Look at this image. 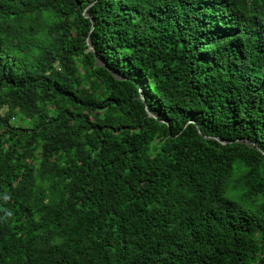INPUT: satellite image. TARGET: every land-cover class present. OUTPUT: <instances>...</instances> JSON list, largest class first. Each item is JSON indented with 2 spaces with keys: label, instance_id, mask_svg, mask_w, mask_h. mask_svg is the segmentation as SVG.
Returning <instances> with one entry per match:
<instances>
[{
  "label": "trees",
  "instance_id": "1",
  "mask_svg": "<svg viewBox=\"0 0 264 264\" xmlns=\"http://www.w3.org/2000/svg\"><path fill=\"white\" fill-rule=\"evenodd\" d=\"M0 264H264V0H0Z\"/></svg>",
  "mask_w": 264,
  "mask_h": 264
},
{
  "label": "water",
  "instance_id": "2",
  "mask_svg": "<svg viewBox=\"0 0 264 264\" xmlns=\"http://www.w3.org/2000/svg\"><path fill=\"white\" fill-rule=\"evenodd\" d=\"M87 45H88L89 49H93V48H92V45L90 44V40H89V39H87ZM140 92H142V88L140 89ZM149 114L152 115V116H154V115L151 114V113H149ZM222 142H224V141H222Z\"/></svg>",
  "mask_w": 264,
  "mask_h": 264
},
{
  "label": "rangeland",
  "instance_id": "3",
  "mask_svg": "<svg viewBox=\"0 0 264 264\" xmlns=\"http://www.w3.org/2000/svg\"><path fill=\"white\" fill-rule=\"evenodd\" d=\"M97 62H98V63H100V62H101V60H100V59H97ZM141 88H142V87H141Z\"/></svg>",
  "mask_w": 264,
  "mask_h": 264
}]
</instances>
